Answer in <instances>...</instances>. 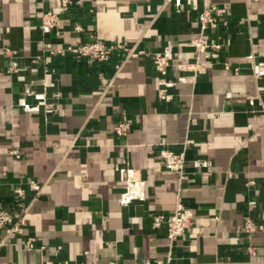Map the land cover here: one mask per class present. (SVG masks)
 I'll return each mask as SVG.
<instances>
[{"label":"crops","instance_id":"1","mask_svg":"<svg viewBox=\"0 0 264 264\" xmlns=\"http://www.w3.org/2000/svg\"><path fill=\"white\" fill-rule=\"evenodd\" d=\"M74 1L80 4L46 41L63 47L95 38L147 53L170 50L174 99H158L161 77L149 58L131 59L119 72L118 57L105 65L71 56L32 64L43 56L42 14L59 12L61 0H0V210L26 218L21 235L0 232V264L164 261L169 241L165 230H151L150 216L172 213L178 197L194 211V225L176 243L172 264H264V230L242 233L247 219L264 228V79L253 76L264 64V0H212L228 13L227 26L204 31L224 40L217 58L186 45L201 33L200 0ZM76 24L82 32L73 31ZM13 56L37 70L25 84L7 72ZM197 60L206 72L178 82L189 75L178 66ZM45 92L60 115L20 106L25 99L37 107L35 96ZM128 119L131 132L117 138L114 126ZM160 143L185 152L182 179L160 162ZM199 159L211 166L197 169ZM129 171L144 182L143 200H123ZM28 238L43 250L26 251Z\"/></svg>","mask_w":264,"mask_h":264},{"label":"built area","instance_id":"2","mask_svg":"<svg viewBox=\"0 0 264 264\" xmlns=\"http://www.w3.org/2000/svg\"><path fill=\"white\" fill-rule=\"evenodd\" d=\"M202 2V10L198 15V24L201 30L200 35L187 43L186 45L195 49L197 56L202 54H211L217 58L225 47L224 40L221 36L216 38H207L204 36V31L208 28L217 29L219 26H227L228 13L225 8L218 6L212 0H200ZM259 2L261 0H252ZM79 2L74 0H61V8L59 12L47 11L42 14L41 23L39 26L41 34V44L43 56L34 58L32 64H48L46 57H65L71 56L76 60H82L88 65H105L109 63L114 57H118L119 61L116 64V71L119 72L124 63L131 59L149 58L154 71L161 77V88L158 92V99L162 102L169 103L173 101L174 97L170 94V88H173L176 83L169 80V71L173 65L174 54L170 50L159 53H147L137 46H130L127 43L106 44L98 39H92L87 42H81L76 45L56 47L51 42L46 41L52 33L57 30L59 20L62 15L70 12V10L79 5ZM74 32L80 33L83 28L76 24L73 29ZM59 33L56 32V35ZM179 69L183 72L189 73L188 76L179 78L178 82L192 83L196 77L206 72V65L199 60L194 64L179 65ZM223 67L226 71L238 72L239 69L232 67L228 63H224ZM37 70L29 66L21 65L13 56L9 61L7 72L15 74L19 83L25 84L27 81V74L35 73ZM253 76L256 80L264 79V64H258L253 67ZM24 93L26 96L32 95V90L29 86L25 87ZM39 105L35 108L29 106L25 99L20 101V106L28 112L39 111L40 106L44 108L45 114L60 115L61 111L55 103L47 102L46 92L35 96ZM59 98L57 92L51 94V99L56 101ZM133 127L132 120H123L118 122L113 128V134L119 138H126L131 132ZM157 156L164 166V168L173 173L179 174L182 179L185 175L186 169V155L185 152L176 153L165 147L164 143L155 146ZM11 155L19 158L21 153L18 150L11 152ZM197 169L209 168L210 162L207 160L199 159L194 162ZM231 175V174H230ZM229 175V176H230ZM253 182H248L247 186L252 185ZM144 182L140 178H136L132 171L128 172L126 179V192L123 195L124 201L143 200L145 198ZM30 188L37 192H41V186L35 182L30 183ZM14 195L18 199L25 198V191L16 188ZM26 225L25 213H12L7 210H0V232L4 231L6 236L21 235L23 227ZM194 225V211L184 206L178 197L175 209L170 214H154L150 216L149 227L153 231L165 230L167 239L169 241V249L167 258L164 261H150L146 260L142 264H172L175 256L176 243L184 238L187 231ZM264 230L263 226L257 225L251 219H247L242 228V233L251 235L256 232ZM6 246L5 239L0 240V251ZM26 251L43 250V247L38 248L36 240L28 238L25 241ZM42 264H68V263H55L52 261H44ZM110 264H119L113 262Z\"/></svg>","mask_w":264,"mask_h":264}]
</instances>
